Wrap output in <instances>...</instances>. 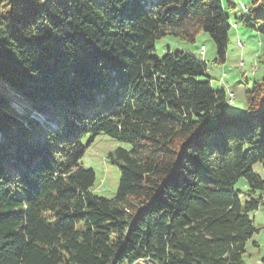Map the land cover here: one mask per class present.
<instances>
[{"label":"trees","instance_id":"trees-1","mask_svg":"<svg viewBox=\"0 0 264 264\" xmlns=\"http://www.w3.org/2000/svg\"><path fill=\"white\" fill-rule=\"evenodd\" d=\"M244 6L234 22L264 43V0ZM229 7L0 0V264H244L264 206L253 171L264 169V74L236 114L203 61L154 47L203 32L223 64ZM99 134L129 146L108 155L120 172L111 199L80 164L82 140Z\"/></svg>","mask_w":264,"mask_h":264},{"label":"rangeland","instance_id":"rangeland-1","mask_svg":"<svg viewBox=\"0 0 264 264\" xmlns=\"http://www.w3.org/2000/svg\"><path fill=\"white\" fill-rule=\"evenodd\" d=\"M230 2L236 6L238 13L241 12L240 7L242 9L243 5L248 4L249 0H230ZM223 4L226 6V0H223ZM252 34L250 36L243 35L241 38L243 46L240 41H237L238 47H242L241 51L229 42L226 60L223 64L215 62L214 45L209 36L203 32L197 34L193 43L183 42L170 35L162 37L155 42V54L161 57L167 52H187L203 61L207 66L206 75L203 79L209 80L215 90H223L226 93L232 92L233 94H230L233 95V100H229L228 97L227 103L233 104L236 100V103H241L240 105L244 107L242 110L244 112V93L246 90H250L253 82L261 79V73L264 72V67L257 64V57L264 53V43L261 35L255 32ZM202 46L204 47V55L200 54ZM227 103H225L226 109L231 111ZM11 107L20 117L24 115L26 110V105L20 103L17 99L11 101ZM82 144L85 151L80 164L83 168L92 170L95 174V181L91 190L100 197L113 198L117 190L120 172L117 166L110 163L108 155L119 147L127 149L129 146L105 134L97 135L90 143L89 137H85ZM253 171L264 180V169L261 164H255ZM235 189L244 192V180L237 182ZM262 195L264 197V194ZM253 219L254 227L258 232L253 234L246 243L242 261L244 264H264V206L253 213ZM138 264L151 263L143 261Z\"/></svg>","mask_w":264,"mask_h":264},{"label":"crops","instance_id":"crops-1","mask_svg":"<svg viewBox=\"0 0 264 264\" xmlns=\"http://www.w3.org/2000/svg\"><path fill=\"white\" fill-rule=\"evenodd\" d=\"M229 2H230V0H229ZM236 10L237 9H236V6L235 5H234L233 8L229 7V11L227 10V14L230 17V25H231V29H230V32H229V42L230 43H233L234 44V47L236 49H238L239 51H241L242 50V47H238L237 41H240L242 43L241 38L243 37V35L250 36V35H253L252 34L253 32L242 28L241 26H239L238 24H236L234 22V17L235 16H240L243 13L242 10H241V7H240V11L241 12H238L237 13L238 10L237 11ZM242 46H243V43H242ZM263 74H264V72L261 73V78L263 77ZM251 75L253 76L252 73H251ZM254 75H255V73H254ZM230 93H232V92H227L226 93L227 98H228V96H229ZM235 101L233 102V104L227 103L229 105L230 109H231L230 112L236 113V114H241V112H243L242 110H243L244 107L240 105L241 103L239 104L238 102L236 103Z\"/></svg>","mask_w":264,"mask_h":264},{"label":"bare ground","instance_id":"bare-ground-1","mask_svg":"<svg viewBox=\"0 0 264 264\" xmlns=\"http://www.w3.org/2000/svg\"><path fill=\"white\" fill-rule=\"evenodd\" d=\"M242 9L244 10V11H246V7L245 6H243L242 7ZM202 53V52H201ZM203 54H204V47H203ZM241 64V63H240ZM231 99V101L233 100V98H232V94H230L229 95V100Z\"/></svg>","mask_w":264,"mask_h":264},{"label":"built area","instance_id":"built-area-1","mask_svg":"<svg viewBox=\"0 0 264 264\" xmlns=\"http://www.w3.org/2000/svg\"><path fill=\"white\" fill-rule=\"evenodd\" d=\"M200 52H202V55H203V47L200 48ZM232 98H233V95H232Z\"/></svg>","mask_w":264,"mask_h":264}]
</instances>
